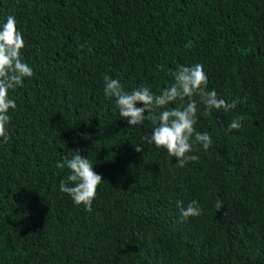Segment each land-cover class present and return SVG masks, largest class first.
Masks as SVG:
<instances>
[{
	"label": "trees",
	"instance_id": "16d2710c",
	"mask_svg": "<svg viewBox=\"0 0 264 264\" xmlns=\"http://www.w3.org/2000/svg\"><path fill=\"white\" fill-rule=\"evenodd\" d=\"M10 15L34 76L10 91L0 138V264H264V0H0V25ZM195 64L238 103L204 116L195 98L212 143L181 168L144 140L150 121L120 116L104 77L159 94ZM76 150L104 180L92 212L59 189ZM193 200L203 214L185 220L177 202Z\"/></svg>",
	"mask_w": 264,
	"mask_h": 264
},
{
	"label": "clouds",
	"instance_id": "9594fccd",
	"mask_svg": "<svg viewBox=\"0 0 264 264\" xmlns=\"http://www.w3.org/2000/svg\"><path fill=\"white\" fill-rule=\"evenodd\" d=\"M25 48L23 33L18 29L14 16H8L6 22L0 25V138L4 143L10 139L9 125L12 120L10 110H16L17 104L10 98V91L24 86L25 78L34 76V70L23 60L22 50ZM171 75L175 82L154 94L147 86H139L126 91L118 79L104 77V95L115 99V105L122 118L129 125L140 126L150 121L153 133L145 136L144 140L154 144L158 149H166L169 156L176 158L178 167H185L189 162L199 160L198 155L192 154L198 150L195 145H202L207 150L211 143V136L196 130L197 100L205 106L203 115L208 116L213 109L231 112L237 107V101L226 102L219 98L215 90H208V76L202 64L192 66L180 65ZM183 107L167 106L171 103L184 101ZM142 104L143 107H137ZM145 112L148 114L145 115ZM240 119H233L229 131L240 129ZM137 152L143 150L135 146ZM57 168L67 169V175L61 180L59 189L68 194L76 206H83L87 212L93 211V202L98 195V188L104 181L103 177L94 171L93 163L85 156L76 154L70 158L65 156L58 162ZM180 215L187 220L189 217H199L203 209L198 201L193 200L186 207L182 201L177 202ZM223 202L217 200L215 208L220 211Z\"/></svg>",
	"mask_w": 264,
	"mask_h": 264
}]
</instances>
